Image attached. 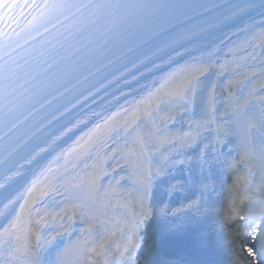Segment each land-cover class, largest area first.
<instances>
[{
  "label": "snow or ice",
  "instance_id": "6c2138e0",
  "mask_svg": "<svg viewBox=\"0 0 264 264\" xmlns=\"http://www.w3.org/2000/svg\"><path fill=\"white\" fill-rule=\"evenodd\" d=\"M253 7L195 26L198 47L181 32L124 62L138 33L209 8L0 0V125L11 123L0 138L71 97L21 143L67 114L58 135L0 156V264H216L220 252L264 264V13L244 19ZM177 241L192 258H164Z\"/></svg>",
  "mask_w": 264,
  "mask_h": 264
},
{
  "label": "bare ground",
  "instance_id": "6f19581e",
  "mask_svg": "<svg viewBox=\"0 0 264 264\" xmlns=\"http://www.w3.org/2000/svg\"><path fill=\"white\" fill-rule=\"evenodd\" d=\"M244 2H245V0H219L215 4H211V5L207 6L209 8L207 11H203L201 9L200 11H198V12H196V13H194V14H192V15L184 18V19H181V20L177 21L176 23H174V24L166 27L165 29H163L159 33L155 34L151 38H149V39L143 41L142 43H140L139 46H137L134 50H132L128 55H130V54H132V53H134V52H136V51H138L140 49L146 48L152 42L156 41L157 39H159L161 37H166V40L165 41L168 42V43H170V44H172V42L170 40L176 38L177 34L175 36H173V34H175L177 31H181V32H184V33H188L186 35V39H187V41L190 42L189 43V46L190 47H198L199 46V43H200V40L197 39L196 35H194V34L193 35H190L193 31H195V26L201 25L204 22L210 20L211 18H213L215 16H218L217 12H219L222 9H228V10H230L231 8H234L236 6L242 5ZM251 3L254 4V7L252 9L248 10L247 15L244 17V19L251 18V19H254V20H256L258 22L261 19L260 14L261 13H264V0H251ZM213 6H216V7H213ZM221 15H222V13H221ZM198 22H199V24H198ZM193 24H195V26H193ZM190 25L192 27H190ZM183 42L184 41H177V43H183ZM172 46L174 47L175 44H172ZM143 82L144 81H141V83H143ZM122 102L123 101H121V103ZM99 110H100V104L98 102V104L96 106V111H99ZM59 111H62V108ZM54 114H52V115H54ZM51 116L48 117V119H45L44 121L40 122V124L36 128H34L27 136H25L21 141H23L26 137L30 136L32 133H35L36 130L38 128H40L41 123H44L46 120H51ZM65 118L71 119V117H68L67 114H66L63 118H58L56 121H53L51 123V125L48 126L46 129H40V131H39V133L37 135L46 132V130L49 127H51L52 125L57 124L58 122L64 120ZM64 122L62 124H64ZM96 122L97 121L93 120L90 123H87L86 125H81L79 128L74 129V131H73L72 134H70L69 136L63 138V140L61 142V147H68V146L72 145L73 142L76 140L77 137H79L83 132H86L88 129H90L91 127H93ZM61 125L55 127V129H53L51 132H48L47 134H45V136L41 140L37 141V143L35 142L36 144L33 143L31 145H26V144H22L21 141H20L14 147H12L8 151V153H12V155H13L16 151H18L23 146H26L27 151L28 150H31L35 145H37L38 143L42 142L49 135V133L54 132V134H57L58 135L59 133L58 132H55V131L57 129H59L61 127ZM37 135H35L34 138ZM17 145H20V147L18 148ZM24 153H27V152L25 151ZM51 158H52L51 155H49L44 160H42L41 163L42 164H46L47 161L50 160ZM61 163H66V161H62ZM2 194L3 193L0 192V195H2Z\"/></svg>",
  "mask_w": 264,
  "mask_h": 264
},
{
  "label": "rangeland",
  "instance_id": "374dc122",
  "mask_svg": "<svg viewBox=\"0 0 264 264\" xmlns=\"http://www.w3.org/2000/svg\"><path fill=\"white\" fill-rule=\"evenodd\" d=\"M61 123V122H60ZM60 123H57V124H55L54 126H52L51 128H53V127H55V126H58Z\"/></svg>",
  "mask_w": 264,
  "mask_h": 264
}]
</instances>
